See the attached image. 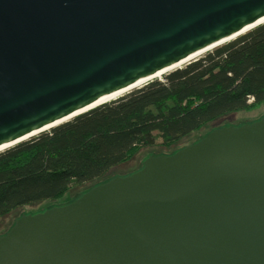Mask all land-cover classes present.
<instances>
[{
  "label": "water",
  "instance_id": "water-1",
  "mask_svg": "<svg viewBox=\"0 0 264 264\" xmlns=\"http://www.w3.org/2000/svg\"><path fill=\"white\" fill-rule=\"evenodd\" d=\"M263 25L264 0H0V150ZM211 130L23 209L0 264H264V115Z\"/></svg>",
  "mask_w": 264,
  "mask_h": 264
},
{
  "label": "trees",
  "instance_id": "trees-1",
  "mask_svg": "<svg viewBox=\"0 0 264 264\" xmlns=\"http://www.w3.org/2000/svg\"><path fill=\"white\" fill-rule=\"evenodd\" d=\"M262 104L264 25L162 80L1 153L0 219L26 206L61 200L142 149H171L221 118Z\"/></svg>",
  "mask_w": 264,
  "mask_h": 264
},
{
  "label": "rangeland",
  "instance_id": "rangeland-1",
  "mask_svg": "<svg viewBox=\"0 0 264 264\" xmlns=\"http://www.w3.org/2000/svg\"><path fill=\"white\" fill-rule=\"evenodd\" d=\"M263 115H264V104H262L256 108H253V109L241 111V112L226 116L224 118H221L220 120H217L216 122L212 123L211 125L205 126L198 133L193 134L192 136H189V137L185 138L184 140L180 141L171 149H163L160 147H152V148L142 149L129 162L112 168L101 179L108 178V177L114 175L115 173L132 174L137 170L139 163L142 162L147 157L148 154H154V155L162 154V155L168 156L171 152H175V151L181 149L182 147H185L189 144H192V142L196 141L199 136L204 135L208 130H211V129H214L217 127H221V126H223L224 123L235 124V123H238L239 121L252 122V121L258 120L259 117H261ZM93 183L94 182L83 184L79 187L70 189L61 200L42 202V203L33 204V205L26 206V207L19 209L15 213L0 219V230L3 229L8 224V221L10 220L11 217L19 214L23 209H25V210H36V209H40V208L50 206V205L66 203V202L70 201V199L72 198V196L74 194L82 191L83 189H85L86 187L90 186Z\"/></svg>",
  "mask_w": 264,
  "mask_h": 264
},
{
  "label": "bare ground",
  "instance_id": "bare-ground-1",
  "mask_svg": "<svg viewBox=\"0 0 264 264\" xmlns=\"http://www.w3.org/2000/svg\"><path fill=\"white\" fill-rule=\"evenodd\" d=\"M243 34H245V33H244V32H243V33H240V34L234 36L233 38H231V40L237 39L238 37H240V36L243 35ZM226 42H230V40H228V41H226ZM222 44H225V43H222ZM222 44H219V45H217L216 47H213V48L209 49V50L206 51V52L199 53L198 55H196V56L190 58L189 60L185 61L184 63H182V64H180V65H177V66L173 67L172 69H169V70H167V71H164L163 73H160V74L156 75L155 77H153V78L147 80L146 82H142V83L135 84L134 86L130 87L129 89H127V90L124 91L123 93H121V94H119V95H117V96H115V97L109 99L108 101H105V103H106V102H113V101H116L117 99H119V98L125 96V95L128 94V93H130V92H132V91H135L136 89L138 90V89L142 88L144 85L148 84L149 82L162 80L163 77H165L166 75L172 73V72L175 71V70H178V69L184 67L185 65H187L188 63H191L192 61H196V60H198L199 58L203 57V56L206 55L207 53L213 51L215 48H217V47H219V46L221 47ZM49 130H50V129H43V130H41V131H39V132H37V133H35V134H39V133H41V132H47V131H49ZM29 139H30V138H29ZM29 139H25V141H26V140L28 141ZM1 152H5V150H0V153H1Z\"/></svg>",
  "mask_w": 264,
  "mask_h": 264
}]
</instances>
